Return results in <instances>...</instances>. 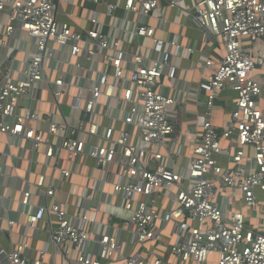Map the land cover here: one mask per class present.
<instances>
[{
  "label": "built area",
  "instance_id": "built-area-1",
  "mask_svg": "<svg viewBox=\"0 0 264 264\" xmlns=\"http://www.w3.org/2000/svg\"><path fill=\"white\" fill-rule=\"evenodd\" d=\"M89 1L104 8L91 9L86 16L91 26L79 32L70 24V14L66 22L56 19L55 0H0V33L9 36L18 28L34 40V51L17 70V78L11 76L12 68L6 72L0 68V134L16 139L19 146L28 141L34 150L43 148L46 157L57 150L65 152L69 161L91 159L100 194L109 186V195L119 199L105 222L115 231L91 238L98 225V208L87 205L92 197L86 190L77 195L79 210L74 215L56 199L50 206L33 205L31 199L38 192L54 198L53 182L45 183V176L40 175L19 201L28 209L24 225L37 227L45 216L53 215L57 226L33 260L26 255L27 246L19 243L9 251L0 247V261L42 264L53 247L68 264H207L212 256L214 264H264V230L255 231L243 213L229 211L227 198L222 196V204L217 201L220 189L239 191L244 206L251 210L257 207V192H264V113L257 103L261 85L251 77L256 66H264V0ZM163 9L190 17L199 38L183 46L178 33L167 39L156 37L148 20L170 24ZM124 15L136 19L130 21ZM119 18L122 25L117 24ZM104 19H109L113 34L103 32ZM117 30L121 35H134L137 47L132 42L123 46ZM140 39L151 41V47L143 50ZM210 40L221 45L224 53L216 60L203 61L210 72L198 85L206 96L201 135L194 138L192 155L179 168L177 159L182 153L168 147L179 138L172 137L174 99L157 89V81L163 75L174 79L177 65L173 58L189 59L200 49L205 52L201 46ZM48 41L68 46L70 57L102 59L104 70L88 67L92 74L84 85L78 79L69 83L64 72L50 80L45 62L55 59V54L47 48ZM42 84L50 87L58 106L64 104L69 88H76L67 105L76 123L40 116L31 108L20 112L21 100ZM223 90L234 92L236 99L231 122L219 133L210 117ZM100 116L120 121L132 131L117 133L112 123L99 122ZM31 121L43 123L44 129L30 127ZM233 136L235 149L223 155L220 140ZM245 148L252 149L250 157ZM74 172L59 168L57 181L63 182ZM169 224L172 234L165 236L164 227ZM91 241L96 244L95 255L87 249ZM149 242L152 248L144 253L142 247ZM157 245L167 248L172 261L154 253Z\"/></svg>",
  "mask_w": 264,
  "mask_h": 264
},
{
  "label": "crops",
  "instance_id": "crops-1",
  "mask_svg": "<svg viewBox=\"0 0 264 264\" xmlns=\"http://www.w3.org/2000/svg\"><path fill=\"white\" fill-rule=\"evenodd\" d=\"M115 2L116 0H110ZM118 1V0H117ZM55 16L58 21H68V14H70L69 22L73 29L83 32L91 25L87 21L86 16L91 9L103 10V6L92 4L89 0H55ZM164 14L171 20L170 24L158 25L157 20L149 19L155 28L154 34L158 38L167 39L174 33L180 34V43L183 46L191 45L193 40L199 38V33L196 31V25L190 17H184L179 11H167L163 9ZM117 15L122 16L118 12ZM123 18L133 21L136 19L135 15H124ZM105 25L103 32L107 35L113 34L110 25H107L109 19H104ZM112 22V21H111ZM118 25L123 24V19L119 18ZM117 35L121 36L123 46L129 42L134 43L137 47L134 35L119 34V30L115 31ZM129 39V40H128ZM0 63L1 70L6 72L8 68H12L11 76L17 78L19 72L25 66V61L28 55L34 51V40L30 38L25 31L18 28L13 34L6 36L1 31L0 33ZM141 47L150 48L152 42L145 39H140ZM248 42L244 41V46L248 47ZM205 47V52L201 53L200 44L197 45V50L189 59L173 58V63L176 64V73L174 79H169L163 75L157 81V89L165 96L174 99L173 112L171 121L174 123V133L172 137H179L176 144L168 147L173 153H182L178 161V167L186 163V159L192 155L193 140L199 138L201 135L200 121L204 118L205 113V92L199 90L198 85L203 78L209 74V69L203 67V61L206 58L218 59L224 53L221 45L210 40ZM47 48L55 54V59H48L45 62L46 75L50 80H54L61 72L66 74V80L71 83L78 79L80 85H84V80L90 77L92 71H88V67H95L104 70V62L92 61L83 55L74 57L69 56L68 46L59 47L53 41H48ZM94 62V63H93ZM70 63V64H69ZM75 63L80 64V68L75 67ZM251 77L260 83L261 94L257 100L260 110L264 113V66H256L252 72ZM67 98H63L64 104L56 105L51 95V89L47 84H42L34 88L27 98L21 100L19 109L24 112L26 108H31L37 111L40 116L53 115L56 121H73L71 111L68 108V103L76 94V88L71 86L68 90ZM87 92L83 91V98L87 97ZM236 94L230 90H223L218 98L215 100L214 107L211 113L210 120L220 133L231 122V112L234 108ZM102 113V110H101ZM115 115L114 112L110 113ZM74 119H77L74 117ZM99 122L102 124L112 123L116 132L120 129H132L120 121H110L99 117ZM30 127H37L44 129L43 123H36L31 121ZM54 140V139H52ZM221 150L223 155L232 153L236 147L235 136L231 138H224L220 140ZM172 146V147H171ZM247 157L252 155L251 148H245ZM75 162V163H74ZM69 161L65 152L56 150L52 157L45 156V149H32L28 141H23L19 146L16 139L10 136L0 134V247L9 251L12 247L19 243H24L27 246L26 255L30 260L37 257L40 249L46 245L49 240V233L51 229L57 226V221L53 215H47L42 221L37 224V227H25L28 209L20 206L19 201L22 193L25 190H32V185L37 181L40 175L45 176V183L53 182L55 186L54 198L45 197L43 193L38 192L33 195L31 202L33 205L44 204L50 206L55 199L59 200L64 207V210L74 215L78 212L77 195L86 190L91 195V200L87 202L88 206L98 208L97 223L98 225L91 233L93 240L97 239L99 233H114L112 226L105 225L108 214L115 212V207L119 204V199L113 195H109V186L105 187L104 194H100L97 189V182L95 180L98 172L93 170V161L91 159L84 160L79 158L75 161ZM59 168L73 169L75 172L69 177L59 183L57 181L59 175ZM264 192L258 191V199ZM219 196L226 199L229 205V211L235 210L246 215L251 212L244 206L242 196L239 191H232L230 189L219 190ZM219 203L222 199L217 200ZM259 201V200H258ZM222 204V203H221ZM263 214V212H262ZM9 220L14 221L12 226H8ZM116 222L117 220L114 219ZM164 235L172 234V225H165ZM124 237V236H123ZM125 238V237H124ZM153 243L149 242L142 247V251L147 253L151 250ZM93 255H95L96 244L91 241L87 248ZM129 246L127 247V250ZM167 249V248H166ZM166 249L162 246L156 247L154 253L156 255H165L168 260L172 261V257L167 254ZM75 257V252H71V258ZM151 258V257H149ZM0 264H6L0 261ZM42 264H68L59 253H56L53 247H50L48 253L42 260ZM103 264H124L123 262H105Z\"/></svg>",
  "mask_w": 264,
  "mask_h": 264
},
{
  "label": "rangeland",
  "instance_id": "rangeland-1",
  "mask_svg": "<svg viewBox=\"0 0 264 264\" xmlns=\"http://www.w3.org/2000/svg\"><path fill=\"white\" fill-rule=\"evenodd\" d=\"M261 197L258 199L257 207L250 210L251 214H249V223L250 226L254 227L255 231L264 230V193L260 195ZM221 196L217 197V200H220ZM263 212V214H262ZM215 257H210V260L207 264H214Z\"/></svg>",
  "mask_w": 264,
  "mask_h": 264
},
{
  "label": "trees",
  "instance_id": "trees-1",
  "mask_svg": "<svg viewBox=\"0 0 264 264\" xmlns=\"http://www.w3.org/2000/svg\"><path fill=\"white\" fill-rule=\"evenodd\" d=\"M249 211H250V210H249ZM248 218H249V214L246 215V221H247V222H249V221H248V220H249Z\"/></svg>",
  "mask_w": 264,
  "mask_h": 264
}]
</instances>
